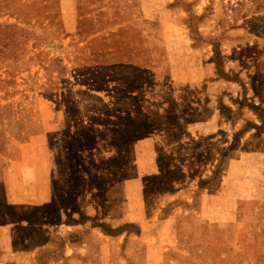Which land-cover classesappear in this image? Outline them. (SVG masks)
Masks as SVG:
<instances>
[{
    "label": "rangeland",
    "instance_id": "1",
    "mask_svg": "<svg viewBox=\"0 0 264 264\" xmlns=\"http://www.w3.org/2000/svg\"><path fill=\"white\" fill-rule=\"evenodd\" d=\"M44 131L1 264H264V0H0V154Z\"/></svg>",
    "mask_w": 264,
    "mask_h": 264
},
{
    "label": "crops",
    "instance_id": "2",
    "mask_svg": "<svg viewBox=\"0 0 264 264\" xmlns=\"http://www.w3.org/2000/svg\"><path fill=\"white\" fill-rule=\"evenodd\" d=\"M49 137L35 133L17 142L14 154H0V262L18 253L17 229L27 206L53 201Z\"/></svg>",
    "mask_w": 264,
    "mask_h": 264
}]
</instances>
